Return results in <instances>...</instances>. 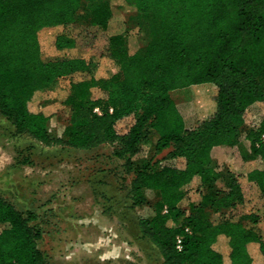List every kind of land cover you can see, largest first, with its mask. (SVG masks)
Returning <instances> with one entry per match:
<instances>
[{
    "label": "trees",
    "instance_id": "1",
    "mask_svg": "<svg viewBox=\"0 0 264 264\" xmlns=\"http://www.w3.org/2000/svg\"><path fill=\"white\" fill-rule=\"evenodd\" d=\"M117 1L128 20L149 19L147 45L130 53L117 34L105 51L44 55L41 30L79 22L104 29ZM54 44L58 50L77 46L65 31ZM63 77L70 79L62 99L69 118L64 136L54 137L49 122L57 111L42 97ZM190 86L197 100L215 108L189 128L171 92ZM94 87L106 96L93 97ZM255 103L264 107V0H0L1 114L17 133L46 145L115 144L113 155L133 173L131 207L149 203L148 194L157 198L154 215L139 219L138 227L166 264H264V208L243 211L239 220L211 218L246 203L243 183H255L264 200V168L256 164L264 161V113L250 125ZM152 131L153 154L172 147L177 165L134 164ZM243 133L251 144L245 172L226 165L228 181L218 189L213 162L231 155ZM185 186L200 195L189 213L181 206ZM38 219L34 210L0 196V264H52L38 245Z\"/></svg>",
    "mask_w": 264,
    "mask_h": 264
},
{
    "label": "rangeland",
    "instance_id": "2",
    "mask_svg": "<svg viewBox=\"0 0 264 264\" xmlns=\"http://www.w3.org/2000/svg\"><path fill=\"white\" fill-rule=\"evenodd\" d=\"M119 4L115 2L114 12L104 29L79 22L41 30L44 55L56 58L82 50L105 51L110 38L117 34L124 36L130 53L137 52L153 38L150 21L145 17L128 20ZM62 31L76 40V47L56 49L55 37ZM69 88L70 79L63 77L55 88L43 93L42 102L57 111L49 122V131L54 137H63L68 123L62 99ZM91 91L95 98L106 96L98 87ZM196 94L192 86L171 92L189 128L198 117L209 116L215 108L210 100H197ZM263 108L257 103L250 107V125L259 123ZM241 140H245L244 133ZM154 142L152 131L132 156L135 165L150 160L161 165L178 164L170 157L172 147L154 155ZM115 147L111 143L91 149L46 145L28 133H17L11 121L0 112V196L21 210L32 209L39 214L37 223L42 238L38 245L52 264H166L158 248L140 237L138 227L139 219L154 215L157 198L148 194L149 203L131 207L129 185L133 173L124 168L123 159L113 155ZM213 164L220 172L218 189L226 187L229 177L226 165L236 172H245V163L237 161L235 148L231 155L218 156ZM256 164L264 168L262 159ZM242 190L246 203L224 214L212 212L214 222L225 218L239 220L243 211L264 208L261 190L255 183H243ZM184 191L181 206L189 213L200 201V195L191 186H185ZM259 226L264 232V219Z\"/></svg>",
    "mask_w": 264,
    "mask_h": 264
},
{
    "label": "crops",
    "instance_id": "3",
    "mask_svg": "<svg viewBox=\"0 0 264 264\" xmlns=\"http://www.w3.org/2000/svg\"><path fill=\"white\" fill-rule=\"evenodd\" d=\"M244 139L245 140H243V141L241 140L238 143V145L235 147V150H237V161H239V162L244 161L245 157H247L251 152V144H250V141L247 139L246 135H244ZM261 168H263V167H261ZM250 183H253V182H250Z\"/></svg>",
    "mask_w": 264,
    "mask_h": 264
},
{
    "label": "built area",
    "instance_id": "4",
    "mask_svg": "<svg viewBox=\"0 0 264 264\" xmlns=\"http://www.w3.org/2000/svg\"><path fill=\"white\" fill-rule=\"evenodd\" d=\"M95 111H97V112H100V109L97 107V108H95ZM260 122V121H259ZM259 123H257V125H258ZM257 125H252V126H257ZM263 137H264V135H263ZM181 244H182V237H178V240H177V247L178 248H181Z\"/></svg>",
    "mask_w": 264,
    "mask_h": 264
}]
</instances>
